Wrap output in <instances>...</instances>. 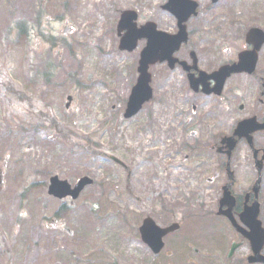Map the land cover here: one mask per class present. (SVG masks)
Returning a JSON list of instances; mask_svg holds the SVG:
<instances>
[{
  "label": "rangeland",
  "instance_id": "1",
  "mask_svg": "<svg viewBox=\"0 0 264 264\" xmlns=\"http://www.w3.org/2000/svg\"><path fill=\"white\" fill-rule=\"evenodd\" d=\"M82 1L44 0L47 29L68 41L50 49L36 33L22 39L9 27L31 18L32 0H0V264H232L226 244L233 234L223 218L209 215L218 184L204 179L217 163L212 133L227 124L211 122L207 98L193 99L198 107L189 109L180 70L162 63L150 70L152 99L124 116L144 42L119 48V11L134 9L137 21L148 16L169 31L175 17L161 7L165 0ZM198 1L203 10L189 23L190 44L207 68L235 20L264 26V0H219L208 9V0ZM49 54L56 66L45 83L37 72ZM245 151L242 145L234 162L238 189L252 176ZM53 174L93 181L70 202L48 194ZM59 208L57 218L44 219ZM148 214L160 225L181 224L158 254L138 230ZM246 251L238 248V260Z\"/></svg>",
  "mask_w": 264,
  "mask_h": 264
},
{
  "label": "flooded vegetation",
  "instance_id": "2",
  "mask_svg": "<svg viewBox=\"0 0 264 264\" xmlns=\"http://www.w3.org/2000/svg\"><path fill=\"white\" fill-rule=\"evenodd\" d=\"M246 11H250V9H247ZM256 26L258 25L256 24ZM246 28L243 31L240 30L237 35L232 36L231 40L225 41L223 43L224 48L220 45L219 50H221V57L214 68L210 69L204 67L202 64L203 58L201 55H199L197 58L196 68L194 69L190 67L193 63L189 58V54L187 52H184L181 58L186 61L185 65L190 68L186 70L184 68V65H178V67L182 71L186 83L188 80V73L193 72V75L195 76V78H197L198 68L210 72L222 64L233 63L237 58L238 51H240L241 49H252L253 45L251 43H246L244 40V33ZM242 40L244 41V44L240 43ZM229 45H238L241 48L238 51L234 52L232 48H229ZM263 50L264 44L258 51V59L260 58ZM233 75L235 74H232L227 79L226 83ZM238 76H241V78H245L246 81L237 82V86L230 87L227 91L223 89V91L219 95L211 92L210 94H206L207 96H204L202 95L204 93L200 90V86L198 87L199 89L194 92H191L189 87H187V89L190 92V102L193 99L198 100L200 98H207L208 111L210 113L212 123H215L216 125V123L220 122L225 123L228 126L226 129L217 130L212 133V137L217 140H215L213 148L216 150V148L218 147V153L225 158V166L222 168L221 164H219L218 167L214 170V179L209 178V181L213 180L217 182L220 178L219 174H222L223 172L225 173V177H228L229 172L226 168L227 157L228 161L230 162L232 179L230 190L234 198L232 206L230 208V211L235 218L234 226L227 218L226 219L230 223L231 229L234 232V236L237 237L239 245H244L247 247V252L242 257L241 264H264V243L262 245V248H260L258 252L253 253L252 242L245 234L249 232V229L239 218V214L244 206H250L255 203V208L257 210L256 216L259 218V220L262 221V224L264 223V187L262 186V184H260L257 189V193H254V180L248 188L246 187L240 192L233 189L234 177L238 169V167H236L233 163L236 157L237 147L240 148L242 145L247 147L243 157L247 160H250L251 166L253 165L255 169L257 168V165H259L262 176H264V142H260V138L264 137V131L257 130L243 134V131H236V125L241 119L254 117L258 122L264 120V69L260 67V62L259 60H257L256 68L252 73L243 72ZM213 84L214 81L210 79L209 87ZM195 107V104L191 105V109L194 110ZM249 135L252 143L248 139ZM222 142H224V144H222ZM226 181L220 184L219 193L216 197V201L218 204L219 198L221 197L220 194L222 192V186L224 183H226ZM225 208L226 206L223 205L221 209ZM241 227H243V231L245 232L242 233L238 231V229H240ZM231 244L232 242L229 243V248Z\"/></svg>",
  "mask_w": 264,
  "mask_h": 264
},
{
  "label": "water",
  "instance_id": "3",
  "mask_svg": "<svg viewBox=\"0 0 264 264\" xmlns=\"http://www.w3.org/2000/svg\"><path fill=\"white\" fill-rule=\"evenodd\" d=\"M190 8V4L187 6V9ZM191 10H193V7L191 8ZM185 34H181L179 36V38L176 40L175 44L167 51V53L165 54V56L161 57L160 59H163L164 57H167L168 59H171L170 55L172 53V51L178 46L179 42L184 39ZM134 45H128L127 47L132 48ZM156 60V57H152V55L147 52V48H145L142 51V57L140 60V71H141V81L139 84L140 85H144L143 88H145V92L142 95L141 99H145L147 97H149L150 95V89L147 85L148 79H149V75L146 73L147 67L149 63H152ZM225 72H222V77L224 76ZM142 101V100H141ZM140 103V102H139ZM139 105V104H138ZM86 179L83 178L79 181L78 185L85 183ZM79 187V186H78ZM166 232V230L161 229L159 227H157L153 221H151L149 218L144 220L143 225L141 226V233H142V238L144 241H146L151 247L152 249L157 252L161 246H162V242H161V237L164 235V233ZM255 235L257 236V233H255ZM253 240L254 245L256 246L257 240H254L253 237H251ZM256 241V242H255Z\"/></svg>",
  "mask_w": 264,
  "mask_h": 264
},
{
  "label": "trees",
  "instance_id": "4",
  "mask_svg": "<svg viewBox=\"0 0 264 264\" xmlns=\"http://www.w3.org/2000/svg\"><path fill=\"white\" fill-rule=\"evenodd\" d=\"M35 5H37V3H35ZM14 26L16 29V34L21 35V33L27 34L28 31L30 29H32L33 24H30L26 20H23V21L18 20L17 22L16 21L14 22ZM53 44H55V43H53ZM20 95H22V94H20Z\"/></svg>",
  "mask_w": 264,
  "mask_h": 264
},
{
  "label": "bare ground",
  "instance_id": "5",
  "mask_svg": "<svg viewBox=\"0 0 264 264\" xmlns=\"http://www.w3.org/2000/svg\"><path fill=\"white\" fill-rule=\"evenodd\" d=\"M92 1H95V0H92ZM82 2H85V0H83ZM92 8H93V7H92ZM80 11H81V12H85L83 6H80ZM86 13L91 15L90 11H88V10L86 11ZM103 22H104V21H103ZM86 26H87V24H86ZM81 33H82V32H81ZM95 96H96V95H95Z\"/></svg>",
  "mask_w": 264,
  "mask_h": 264
}]
</instances>
